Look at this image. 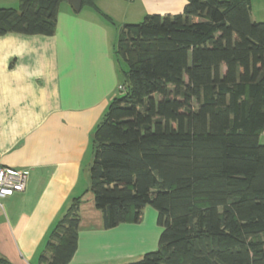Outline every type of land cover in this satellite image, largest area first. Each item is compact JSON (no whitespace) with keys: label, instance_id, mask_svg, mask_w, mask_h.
<instances>
[{"label":"trees","instance_id":"1","mask_svg":"<svg viewBox=\"0 0 264 264\" xmlns=\"http://www.w3.org/2000/svg\"><path fill=\"white\" fill-rule=\"evenodd\" d=\"M62 1L0 7V35H52ZM113 50L122 88L93 134L89 189L105 228L140 221L146 205L162 228L155 250L122 264H264V21L251 0L147 14L120 26ZM80 203L36 264L71 260Z\"/></svg>","mask_w":264,"mask_h":264},{"label":"crops","instance_id":"2","mask_svg":"<svg viewBox=\"0 0 264 264\" xmlns=\"http://www.w3.org/2000/svg\"><path fill=\"white\" fill-rule=\"evenodd\" d=\"M186 3L94 0L79 11L60 3L52 35H0V165L27 173L24 190L1 202L0 264H36L78 196L77 248L67 264H122L157 248L161 227L149 205L138 222L103 226L89 189L93 134L122 86L113 50L120 26L180 13ZM251 18L264 21V0H251Z\"/></svg>","mask_w":264,"mask_h":264},{"label":"built area","instance_id":"3","mask_svg":"<svg viewBox=\"0 0 264 264\" xmlns=\"http://www.w3.org/2000/svg\"><path fill=\"white\" fill-rule=\"evenodd\" d=\"M26 181L25 171L0 165V206L4 198L23 191Z\"/></svg>","mask_w":264,"mask_h":264},{"label":"rangeland","instance_id":"4","mask_svg":"<svg viewBox=\"0 0 264 264\" xmlns=\"http://www.w3.org/2000/svg\"><path fill=\"white\" fill-rule=\"evenodd\" d=\"M66 2H67V0L62 1L61 3H66ZM18 6H19V0H0V7L18 8ZM121 66L123 69H126V65L123 62L121 63ZM121 78H122V76H121ZM150 207H152V206H150ZM152 209H154V208H152ZM159 227H161V226L159 225ZM161 230H162V228H161Z\"/></svg>","mask_w":264,"mask_h":264},{"label":"water","instance_id":"5","mask_svg":"<svg viewBox=\"0 0 264 264\" xmlns=\"http://www.w3.org/2000/svg\"><path fill=\"white\" fill-rule=\"evenodd\" d=\"M75 11H79L82 6V0H67Z\"/></svg>","mask_w":264,"mask_h":264}]
</instances>
